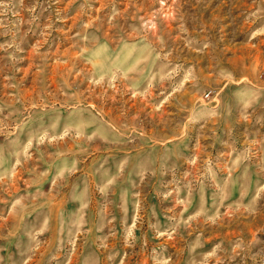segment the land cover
<instances>
[{"label":"rangeland","instance_id":"rangeland-1","mask_svg":"<svg viewBox=\"0 0 264 264\" xmlns=\"http://www.w3.org/2000/svg\"><path fill=\"white\" fill-rule=\"evenodd\" d=\"M0 264H264V0H0Z\"/></svg>","mask_w":264,"mask_h":264}]
</instances>
